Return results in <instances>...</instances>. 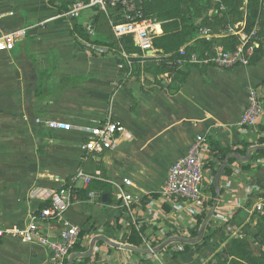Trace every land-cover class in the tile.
I'll list each match as a JSON object with an SVG mask.
<instances>
[{
  "label": "crops",
  "instance_id": "0c3cea01",
  "mask_svg": "<svg viewBox=\"0 0 264 264\" xmlns=\"http://www.w3.org/2000/svg\"><path fill=\"white\" fill-rule=\"evenodd\" d=\"M68 2L0 0V37L25 33L12 51L0 53V228H25L54 192L70 185L75 198L64 220H50L41 227L52 239H58L63 221L86 232L80 245L83 251L70 254L79 256L74 261L201 264V256L184 253L187 243L172 240H192L200 216L216 201L214 181L221 166L207 165L210 141H217L227 156L261 147L264 114L253 127H241L240 120L248 106L249 86L260 89L264 109V55L248 67H193L181 82L167 72H147L142 54L125 53L129 59L141 60L140 72L132 75L120 58L105 54V47L96 43L111 42L114 23L92 25L99 12L95 9L84 11L78 19L64 17L60 8ZM247 5L244 0L242 20L224 31L203 27L196 40L217 42L230 37L228 29L235 26L246 34ZM262 12L255 28L264 33V3ZM155 27L156 37L162 35V25ZM190 44L183 47L185 51ZM122 58L126 60L123 53ZM109 114L125 127L124 138L102 154L82 152L81 145L89 137L86 130ZM51 121L73 129L53 130L46 124ZM198 137L206 139L200 148L205 162L204 197L200 203L183 202L174 208L162 198L164 182L170 167ZM254 153L244 163L248 170L235 158L228 161L231 175L224 172L220 179L222 193L205 231L224 229L231 222L226 229L229 236L236 221L249 213L264 187V156ZM80 170L92 178L89 186L82 179L74 180ZM124 178L132 184L126 190L142 197L130 207L115 196V186ZM90 187L94 196L86 194ZM133 230L137 245L130 243ZM166 243L155 254L131 249L155 250ZM49 258L48 249L39 244L5 238L0 245V264H48Z\"/></svg>",
  "mask_w": 264,
  "mask_h": 264
},
{
  "label": "built area",
  "instance_id": "2783aa9c",
  "mask_svg": "<svg viewBox=\"0 0 264 264\" xmlns=\"http://www.w3.org/2000/svg\"><path fill=\"white\" fill-rule=\"evenodd\" d=\"M111 8H120L123 12L121 17L124 23L112 24L113 35L116 39L130 36L134 45L138 47L142 56L155 58L154 38L157 36L156 24L148 20H141V15L135 12L134 0H89L88 2L79 1L75 3L70 11L63 14L64 17L78 19L81 14L88 9H97L103 13ZM90 35H94L93 27L88 26ZM258 29L254 28L250 33H243L239 26L228 29V35L239 37V44L234 50L228 51L223 47H215L212 52H206L203 57L193 54L180 64H195L198 66H210L219 70H230L236 67H248L259 48ZM24 31H17L5 34L0 37V53L10 52L14 49L17 40L23 38ZM181 56L185 57V49L180 50ZM130 68L129 56L123 53ZM131 74V73H129ZM248 106L244 111L241 120V127H253L263 117V101L260 89L255 86L248 88ZM53 130L71 131L70 124L51 121L46 123ZM89 137L81 145L82 152L102 154L106 151L115 149L126 135L123 125L116 122L109 114L103 121L96 123L93 127L86 130ZM206 142L204 137H198L197 141L189 149L188 153L179 158L169 169L168 176L162 189V198L165 202L177 208L181 203L190 204L200 203L204 197V168L205 162L201 157V145ZM82 179L86 186L92 182V178L83 171H78L74 180ZM132 186L131 181L124 178L122 184H116L115 196L118 201L130 207L134 202H140L142 197L135 196L126 190ZM90 196H94L90 193ZM75 192L72 187L61 188L54 192L50 197V205L40 212L31 216L28 225L23 229L7 230L0 228V245L5 238H13L23 244H39L50 253L48 264H66L71 250L75 247L80 228L63 221V230L58 239L48 237L42 230L41 225L50 220H64L66 212L72 206ZM254 209L261 210V205L257 204ZM250 213V212H249ZM87 264H107L104 262L90 261ZM138 264H154L153 262H141Z\"/></svg>",
  "mask_w": 264,
  "mask_h": 264
},
{
  "label": "trees",
  "instance_id": "16d2710c",
  "mask_svg": "<svg viewBox=\"0 0 264 264\" xmlns=\"http://www.w3.org/2000/svg\"><path fill=\"white\" fill-rule=\"evenodd\" d=\"M84 1L88 2L89 0H69L66 5H63L60 9L63 13L70 11L72 6L79 2ZM264 0H248L247 5V33H250L261 19L262 13V5ZM244 4V0H134V8L135 12L132 13V16H135L136 13L141 15V20H153L156 19L158 22L162 24L163 34L155 37L153 44L155 50H157L158 58H147L144 59V69L147 72L158 73V72H167L176 77V79L184 82L187 78V75L190 73V69L193 67H198L195 64H180L179 61H185V58L189 59L194 53L199 57H203L206 52H212V50L216 46H222L225 50L231 51L234 50L239 44V39L235 37H227L223 38L217 42L215 41H207V40H196L198 32L203 27H210L216 31H224L226 26L230 24H235L239 20H242L244 13L241 11V8ZM222 7L225 8L224 12H222ZM97 10V9H95ZM98 11V10H97ZM117 11H121L120 8H113L111 11V16L118 21L119 18L115 17V13ZM100 13V14H99ZM99 15L104 16L102 12H98ZM98 14L94 17L92 25H95L97 22H101L102 25H108V18L105 16L102 20L101 16ZM125 20L122 18L120 22H114V24L124 23ZM81 35L83 39L88 41V36L85 30L81 31ZM112 40L109 43H98L99 46L105 47V54H113L120 58L119 63L125 68L126 72L131 73L132 75H136L137 72H140V59H129L131 62L130 68L127 65V61L122 58V53H126L128 55L138 54L141 55V50L137 47H133L132 38L130 36L123 37L119 42L111 31ZM258 39L261 43V46L256 50L254 57L251 60V64H256L260 61L262 56L264 55V33L263 30L258 32ZM123 43V44H122ZM191 43V44H190ZM122 44V45H121ZM190 44L189 47L186 48V56L183 57L180 54V50ZM122 60V62H121ZM181 78V79H180ZM259 144L261 147L264 146V139L259 140ZM236 153L245 156L247 151ZM256 155L264 156V150H259L255 152ZM210 161L208 162L209 167H216L217 165L220 167L223 161L226 159L228 154H225L222 150L219 149V144L217 141H210V149H209ZM206 165V166H207ZM244 170H248L250 168L249 165H242ZM225 175L230 176L231 170L226 168ZM70 185L65 186L64 188H68ZM92 190V187L88 190L86 194H89ZM74 192H76L74 190ZM222 193V191H221ZM157 197V195H154ZM213 197L216 198V190H213ZM214 204V200L210 202V206L207 209V212L204 213L199 218V225L197 230L193 232V239L198 236V232L202 223L206 220L209 215ZM50 205L48 202L45 205V208ZM256 212L254 213V215ZM258 219L264 222V217L257 216ZM236 221V219H234ZM231 223V222H230ZM216 230H208L205 231L200 242L196 244H185L184 245V253H193L197 257L201 255L205 248L209 247L213 241H219L221 244L230 242L231 246L228 248L229 251L235 249L237 246H241V242L237 241L235 238L229 240L227 235V227ZM207 229V228H206ZM144 229L142 230V232ZM86 235L85 231H80L78 236V241L75 247L71 250L81 252V243ZM137 234L135 230L132 231V235L130 237V243L133 245H137ZM218 246V244H216ZM70 253V254H71ZM205 254V252H204ZM89 258H85L81 262L74 261L73 264H87ZM67 264V263H66Z\"/></svg>",
  "mask_w": 264,
  "mask_h": 264
},
{
  "label": "rangeland",
  "instance_id": "374dc122",
  "mask_svg": "<svg viewBox=\"0 0 264 264\" xmlns=\"http://www.w3.org/2000/svg\"><path fill=\"white\" fill-rule=\"evenodd\" d=\"M111 11H113V8L108 6V13H103L104 16L99 15V13L98 16H101L103 21V18L106 16L109 24H111V21L113 23L120 22L123 12L117 11L115 13V17L119 18L117 21L116 18L114 19L111 16ZM151 22L154 24H161V22H158L156 19L151 20ZM132 43L133 47H136L133 41ZM104 50L107 49L105 48ZM155 58L158 57L156 56ZM258 192V198L250 205V213H247L240 219V223L236 221L234 228L228 236L229 240L235 238L237 241L241 242V246H239V248L236 246L235 249L229 251L228 248L231 246L230 242L221 244L219 241L215 240L209 247L205 248V254L203 252L199 255L203 260L201 264H264V222L260 221L257 217H264V187L261 186ZM257 204L261 205V210L254 209ZM255 212L256 214L254 215ZM216 244H218V246ZM195 258L200 259V257L197 256H195Z\"/></svg>",
  "mask_w": 264,
  "mask_h": 264
},
{
  "label": "water",
  "instance_id": "95a60500",
  "mask_svg": "<svg viewBox=\"0 0 264 264\" xmlns=\"http://www.w3.org/2000/svg\"><path fill=\"white\" fill-rule=\"evenodd\" d=\"M259 150H264V146L263 147H253V148H251L247 152L246 156H244V157L239 155V154H236V153L227 156V158L225 159V161L221 165V168H220V170H219V172H218V174H217V176L215 178V181H214V185H215V189H216V201H215V203H214L209 215L207 216L206 220L202 223V225L200 227V230H199V233H198V236L195 239H192V240L175 239V240H172V241L184 242V243L191 244V245L200 242V240H201V238H202V236H203V234L205 232L206 226H207L208 222L210 221L211 217L214 214V210L216 208L218 199L220 197L221 190H220L219 182H220V179H221V177L223 176V174H224V172L226 170L228 161L231 158H235L242 164L247 163L250 160V157H251L252 153L257 152ZM106 197H107L106 195L103 196L102 200L106 201ZM167 244L168 243L163 244L162 246H160V248L155 249V250H141V249L132 248V247H131V249L134 250L135 252L142 253V254H155V253H158ZM77 257H79V256L78 255H72V256L70 255L69 258H68L67 264H73L74 259L77 258Z\"/></svg>",
  "mask_w": 264,
  "mask_h": 264
}]
</instances>
